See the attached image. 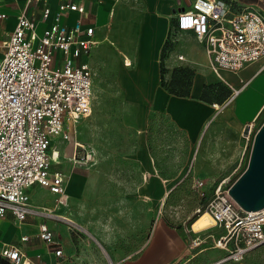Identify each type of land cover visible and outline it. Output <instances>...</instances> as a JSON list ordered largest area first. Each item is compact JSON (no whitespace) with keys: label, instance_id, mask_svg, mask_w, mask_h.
Masks as SVG:
<instances>
[{"label":"rangeland","instance_id":"1","mask_svg":"<svg viewBox=\"0 0 264 264\" xmlns=\"http://www.w3.org/2000/svg\"><path fill=\"white\" fill-rule=\"evenodd\" d=\"M98 1L86 0L103 42L83 57L93 71V112L79 119L76 133L70 126L68 141L58 137L53 144L60 161L52 163L53 169L67 174L65 202L33 186V214L22 224L12 216L0 220V264L6 261L1 256L5 243L15 245L25 233L34 241L33 250L51 252L53 247L37 236L42 223L48 224L69 264H120L137 256L159 222L185 225L194 249L201 252L190 264H264V246L240 260L227 259L233 243L226 249L217 246L224 229L194 233L193 221L187 220L195 207H205L219 185L230 189L245 171L264 113L247 125H253L250 139L245 137L247 126L239 134H217L204 146L211 154L206 157L197 148L200 141L190 143L167 114L152 108L153 97L144 94L140 77L142 50L149 43L152 55V47L154 53L156 49L158 72L162 76L163 67L169 83L173 65L168 66L167 59L185 37L175 29L176 15L188 0ZM46 26H40V35ZM126 58L133 61L131 66H126ZM224 110L221 106L217 112ZM75 142L93 153L87 165L72 160ZM198 181L204 183L201 188L194 187Z\"/></svg>","mask_w":264,"mask_h":264},{"label":"built area","instance_id":"2","mask_svg":"<svg viewBox=\"0 0 264 264\" xmlns=\"http://www.w3.org/2000/svg\"><path fill=\"white\" fill-rule=\"evenodd\" d=\"M6 7L17 13L13 30L0 38V220L11 215L22 224L33 214V186L65 202L67 174L53 169L52 163L60 164L53 144L58 137L68 141L70 126L76 133L79 119L93 112V71L83 57L90 56L97 41L86 6L73 0H0L1 22L10 18ZM73 13L79 18L70 22ZM42 24L47 26L40 35ZM176 24L178 31L194 34L217 75L237 73L264 59V13L239 11L235 0H195L178 14ZM74 146V163L87 165L93 153L77 142ZM203 184L198 181L194 187ZM204 212L213 217L215 227L225 230L217 246L226 249L233 243L227 259L240 260L264 244V208L243 211L222 185L187 220L193 224ZM39 238L57 256L63 255L46 223L39 226ZM1 256L11 264H40L15 245H4Z\"/></svg>","mask_w":264,"mask_h":264},{"label":"crops","instance_id":"3","mask_svg":"<svg viewBox=\"0 0 264 264\" xmlns=\"http://www.w3.org/2000/svg\"><path fill=\"white\" fill-rule=\"evenodd\" d=\"M73 1L86 6L90 15L88 24L95 28L97 45L101 44L103 41L99 36L98 25L95 21H91L92 13L88 3L86 0ZM193 1L195 0H188L185 9H188ZM98 3L103 4V0H99ZM235 6L239 11L251 8L264 13V0H235ZM5 9L10 18L5 22L0 21L1 39H4L5 33L13 30L14 16L17 13L9 7ZM181 11L183 9L179 13ZM179 13H177L176 19ZM77 18L79 16L75 13L69 15L70 22H74ZM175 29L177 30V24ZM181 33L185 35L184 39L167 59L168 66L173 65L167 79L170 84L174 77L178 81V79L188 76L190 84L185 88L188 91V96L174 95L163 84H160L161 76L154 62L157 57L156 49L154 53L152 47V55L149 43L147 46L144 45L140 59V77L144 78L141 84L144 94L148 93L150 98L153 97L150 101L152 108L167 114L173 127L184 132L190 143L200 141L197 148L198 150L203 149L208 157L211 154L206 152L204 146L213 140L215 135L228 132L239 134L244 131L247 125L257 122L263 115L264 59L247 65L237 73L222 71L217 75L210 68L204 48L194 34L191 32ZM187 44L194 48L187 49ZM1 57L2 52L0 51V59ZM126 59V66H131L128 65L130 59ZM234 90H237L238 93L234 94ZM221 106H225V110L220 114L217 110ZM203 163L198 164L197 162V166ZM188 233L185 225L175 227L166 224V222H159L153 227L146 244L137 256L124 259L120 264H190L200 256L201 252L194 249ZM24 236L29 240L22 242L21 238ZM37 236L39 237V227ZM30 243L33 245L34 241L25 233L18 237V243L15 246H19L30 259L40 264H69L65 253L60 257L55 254L54 250L49 253H39L31 248ZM5 245L7 244L5 243ZM38 255H41L42 258H39Z\"/></svg>","mask_w":264,"mask_h":264},{"label":"water","instance_id":"4","mask_svg":"<svg viewBox=\"0 0 264 264\" xmlns=\"http://www.w3.org/2000/svg\"><path fill=\"white\" fill-rule=\"evenodd\" d=\"M248 132L249 126L245 134ZM229 194L245 212L264 208V123L254 136L248 166L230 187Z\"/></svg>","mask_w":264,"mask_h":264},{"label":"trees","instance_id":"5","mask_svg":"<svg viewBox=\"0 0 264 264\" xmlns=\"http://www.w3.org/2000/svg\"><path fill=\"white\" fill-rule=\"evenodd\" d=\"M161 74H162L161 76L162 84L170 93L177 95V96H188V91L185 90L187 85L190 84L188 76H186V78L184 79H178V81L174 77L170 84L169 83L166 84L165 79H164L165 70L163 69V67L161 70ZM263 246L264 244L257 247L255 250H258ZM3 264H10V262L6 260Z\"/></svg>","mask_w":264,"mask_h":264},{"label":"bare ground","instance_id":"6","mask_svg":"<svg viewBox=\"0 0 264 264\" xmlns=\"http://www.w3.org/2000/svg\"><path fill=\"white\" fill-rule=\"evenodd\" d=\"M105 40H108V36H105ZM112 44V43H111ZM116 46V44H115ZM132 61L128 60V65H132ZM216 107V106H215ZM57 154L59 155L58 151L56 150ZM70 223H73L71 219L67 220ZM215 221L213 217L208 213L204 212L192 225L191 229L194 233H199L205 229H209L215 226Z\"/></svg>","mask_w":264,"mask_h":264}]
</instances>
